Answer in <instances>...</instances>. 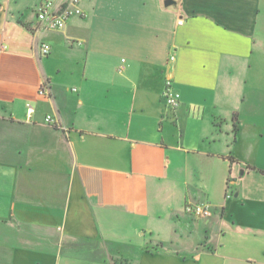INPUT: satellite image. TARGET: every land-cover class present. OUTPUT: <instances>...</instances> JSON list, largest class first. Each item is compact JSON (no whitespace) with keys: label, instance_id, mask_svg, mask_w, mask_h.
Instances as JSON below:
<instances>
[{"label":"crops","instance_id":"0c3cea01","mask_svg":"<svg viewBox=\"0 0 264 264\" xmlns=\"http://www.w3.org/2000/svg\"><path fill=\"white\" fill-rule=\"evenodd\" d=\"M43 1L0 0V264H264V0Z\"/></svg>","mask_w":264,"mask_h":264},{"label":"built area","instance_id":"2783aa9c","mask_svg":"<svg viewBox=\"0 0 264 264\" xmlns=\"http://www.w3.org/2000/svg\"><path fill=\"white\" fill-rule=\"evenodd\" d=\"M85 0H67L62 6L56 7L52 1H43L37 7V18L42 28L46 31H61L63 30L69 20L73 17L85 16L81 7L82 2ZM182 24V22H180ZM41 53L43 56L51 54V46L49 44H42ZM123 62H125L123 60ZM123 68H120V72ZM40 95L49 96L50 90L42 87ZM167 105L176 109L180 105L181 95L173 88L171 80H167L164 92ZM29 113L33 112V108L29 106ZM46 122L49 125L58 127L57 121L52 116L46 117ZM230 197V196H228ZM186 212L196 218H209L213 215V208L209 204H189L186 207Z\"/></svg>","mask_w":264,"mask_h":264},{"label":"rangeland","instance_id":"374dc122","mask_svg":"<svg viewBox=\"0 0 264 264\" xmlns=\"http://www.w3.org/2000/svg\"><path fill=\"white\" fill-rule=\"evenodd\" d=\"M135 245H137V243H135ZM159 247L160 246L154 245V244L151 243L150 245H148L147 249H149L150 251H155V250L159 249ZM118 263L119 264H126V263H124L123 260L118 261Z\"/></svg>","mask_w":264,"mask_h":264},{"label":"water","instance_id":"95a60500","mask_svg":"<svg viewBox=\"0 0 264 264\" xmlns=\"http://www.w3.org/2000/svg\"><path fill=\"white\" fill-rule=\"evenodd\" d=\"M174 4H175V1H173V0H166L165 1V6L166 7H170V6L174 5Z\"/></svg>","mask_w":264,"mask_h":264},{"label":"trees","instance_id":"16d2710c","mask_svg":"<svg viewBox=\"0 0 264 264\" xmlns=\"http://www.w3.org/2000/svg\"><path fill=\"white\" fill-rule=\"evenodd\" d=\"M117 264H119V263H117Z\"/></svg>","mask_w":264,"mask_h":264}]
</instances>
